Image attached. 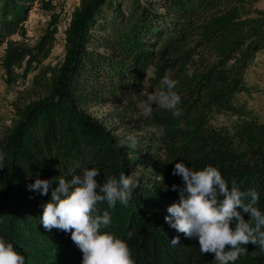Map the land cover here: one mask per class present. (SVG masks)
Listing matches in <instances>:
<instances>
[{"label": "trees", "instance_id": "obj_1", "mask_svg": "<svg viewBox=\"0 0 264 264\" xmlns=\"http://www.w3.org/2000/svg\"><path fill=\"white\" fill-rule=\"evenodd\" d=\"M33 1L0 0V45L23 27ZM39 1L51 9L49 1ZM259 1L80 0L66 28L63 60L42 65L34 75L38 98L0 135V151L6 153L0 236L14 243L26 264H82L71 233L47 231L40 219L55 181L82 176L85 168L100 171V184L121 173L138 178L128 206L98 205L111 216L101 230L125 240L135 264H216L214 254L200 252L198 238L165 222L183 187L182 177L172 174L176 163L194 171L217 167L229 187L256 190L264 212V121L236 102L248 90L246 73L264 49V10L254 7ZM55 32L49 27L33 53L7 41V67L27 55L26 70L34 61L42 63ZM165 75L177 81L179 117L155 102L145 112L144 85L156 92ZM106 104L114 105L107 115L114 123L89 112ZM222 113L236 121L217 124ZM153 126L163 127L164 135L157 137L149 130ZM37 178L53 181L48 195L29 190ZM177 236L179 244H171ZM246 247L235 264H264L257 245Z\"/></svg>", "mask_w": 264, "mask_h": 264}, {"label": "clouds", "instance_id": "obj_2", "mask_svg": "<svg viewBox=\"0 0 264 264\" xmlns=\"http://www.w3.org/2000/svg\"><path fill=\"white\" fill-rule=\"evenodd\" d=\"M177 81L165 75L159 82V90L146 98L145 112L152 111V103L181 116L178 109L180 95L175 91ZM157 137L164 135L163 127L149 129ZM6 153L0 151V170L4 169ZM95 167L83 169V175H74L68 181L61 177L51 192V200L43 206L40 223L44 229H57L71 233L72 241L82 252V264H135L127 242L101 229L111 224L108 211L101 214L98 205L107 202L114 208L119 202L128 206L139 188L138 178L121 173L109 177L100 184ZM173 175L182 177L178 202L168 208L165 222L187 238H198L202 254H214L216 264H235L247 254L248 244L257 245L264 253V212L257 204L259 195L252 189L241 191L235 184L229 187L221 171L212 165L194 171L185 163L175 164ZM53 181L37 178L28 185L29 190L48 195ZM176 191L177 186L173 185ZM243 213L250 215L245 219ZM132 233H128L131 238ZM179 236L171 240L178 245ZM0 264H26V257L13 242L0 236Z\"/></svg>", "mask_w": 264, "mask_h": 264}, {"label": "rangeland", "instance_id": "obj_3", "mask_svg": "<svg viewBox=\"0 0 264 264\" xmlns=\"http://www.w3.org/2000/svg\"><path fill=\"white\" fill-rule=\"evenodd\" d=\"M51 3V9L44 8L39 0H34L27 5L28 16L20 24L21 29L16 30L0 45V135L7 126L13 124L18 111L26 104L38 98L40 85L36 83L34 75L43 66H55L60 63L65 55L66 28L72 17L73 11L80 6V0H47ZM123 1V0H122ZM149 0H145L147 4ZM151 1V0H150ZM256 9L264 10V0H260L254 6ZM55 18V23L51 22ZM56 27L54 40L51 45L49 55L43 59L42 63L32 62L29 70H26L27 55L21 64L7 67L5 62V48L9 42L13 46H21L32 53L48 28ZM8 41V43H7ZM152 75V71L148 72ZM39 78V77H38ZM41 78V77H40ZM248 90L238 93L236 102L243 104L264 121V49L255 58L253 64L246 73ZM155 90L144 85L140 97H147L154 94ZM114 105H94L89 108L93 115L105 119L111 123L117 121L116 118L107 116L113 113ZM236 117L232 114L222 113L216 119L217 124L232 125ZM120 133V132H119Z\"/></svg>", "mask_w": 264, "mask_h": 264}]
</instances>
